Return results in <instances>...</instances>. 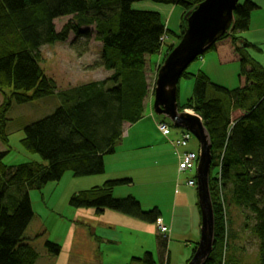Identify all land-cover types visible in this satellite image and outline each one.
I'll return each instance as SVG.
<instances>
[{
	"label": "trees",
	"instance_id": "trees-1",
	"mask_svg": "<svg viewBox=\"0 0 264 264\" xmlns=\"http://www.w3.org/2000/svg\"><path fill=\"white\" fill-rule=\"evenodd\" d=\"M204 1L0 0V144L7 148L0 152V264H36L39 256L25 237L34 219L30 192H40L47 184L60 182L68 172L75 178L105 173L104 159L115 154L124 125H135L144 118L150 87L147 57L158 56L163 39L169 35L179 41L186 28L185 15ZM140 2L181 7L179 33H170L155 12L132 10V5ZM255 10V4L240 0L234 11L233 33L222 37L207 52L214 51L222 41H230L240 66L239 78L244 81L240 89L231 92L213 85L201 71L190 75L186 70L181 76L193 79L194 88L192 97L178 104L179 111L198 114L211 142L209 191L214 245L205 264H226L222 249L228 206L242 210L244 227L256 239L259 261L264 264V69L250 57L255 47L238 37L249 30ZM68 17L73 18L72 22L57 33L55 21ZM89 27H95L96 40L102 44L103 66L112 72L111 77L57 94L62 104L51 115L24 128L21 146L45 164L7 167L4 159L10 152L7 127L12 105H29L56 96V84L40 66L41 49L65 43L69 34L83 38L86 33L82 28ZM172 49V45L168 46L166 54ZM153 66L157 72L160 65ZM236 112L242 115L233 119ZM131 182L108 181L73 194L69 205L74 209H94L97 215L112 211L156 224L160 220L157 208L144 212L132 197L113 198L115 188ZM166 239L159 235L161 254L167 253ZM44 248L53 256L60 253V247L50 242ZM133 262L155 264L150 253Z\"/></svg>",
	"mask_w": 264,
	"mask_h": 264
},
{
	"label": "rangeland",
	"instance_id": "rangeland-1",
	"mask_svg": "<svg viewBox=\"0 0 264 264\" xmlns=\"http://www.w3.org/2000/svg\"><path fill=\"white\" fill-rule=\"evenodd\" d=\"M132 10L155 12L161 16L164 26L170 33H179L183 15V10L179 6L140 2L133 4ZM72 20L73 18L68 17L55 21L56 32L63 31ZM82 31L86 33L87 37L76 39L75 35L69 34L65 43H57L41 49L40 66L44 74L56 84V96L29 105H12L8 114L10 122L7 127L10 152L4 159V164L7 167L26 163L45 164L38 155L26 152L21 146L20 142L25 136L24 128L51 115L62 104L57 94L66 93L74 88L111 77L112 72L103 66L102 44L96 40L95 27L82 28ZM256 36L264 39V32ZM179 41L169 35L163 39L159 55L147 57L146 76L150 87L144 103V118L132 128L130 138L138 135L140 141L136 146H145L143 143L148 142L147 145H151L152 149L148 148L139 153L120 154L128 149V141H125L123 147L119 144L116 148V156L105 157L108 164L106 162L103 175L75 178L72 173L68 172L60 182L49 183L40 192H30L34 219L29 225L25 237L30 240L29 244L39 256L36 264L80 263V257L83 255L81 235L89 231L88 225L97 227L99 235L103 236L101 233L104 232L110 236L112 240H109L113 244L106 248L118 259L116 264H121V261L122 264H127L123 259L126 260L129 256L131 259L142 260L150 252L147 247L151 240L155 241L157 238L145 230L153 227L154 232L157 231L162 237L158 232L157 225L155 228V224L144 223L112 211H105L104 214L97 215L94 209H74L69 205L73 194L100 187L108 181L122 179H130L132 182L129 185L115 188L112 193L113 198L132 197L139 202L144 212L157 208L168 230L166 241L167 251L171 255V264H186L194 245L199 241L200 216L196 188H187L184 184L186 178L191 176L190 174L179 176L177 171V175L173 176V171L170 169L158 170L160 165L155 153H163L174 161L176 158H174L171 142L180 139V130L171 129L170 136L164 138L154 124V120H158V118L154 114L153 119L150 117L153 102L152 89L156 76V66L153 64L161 65L170 53L166 54L167 47L172 45L174 48ZM250 54L260 61L264 59V56L254 53L253 50H250ZM200 71L208 75L211 84L228 91L232 92L242 87L241 80L243 79L239 78V63L221 66L214 51L194 61L186 72L195 75ZM193 88V79H180L177 96L179 105L186 103L192 97ZM2 102L3 97L0 93V105ZM241 115L236 112L232 118L236 119ZM141 135H145L144 141L141 139ZM6 149L0 144V152L6 151ZM198 149L197 140L191 136L187 147L180 150L191 151L197 155ZM178 180L179 195L175 196V186ZM176 197L181 201V204L174 209ZM242 215V210L234 206L226 207L224 219L227 225L225 226V242L222 249L223 259L226 264H260L257 241L245 229V220ZM104 236L106 235L104 234ZM46 242L60 247L58 256L47 253L44 248ZM144 246L147 247L144 248ZM154 259L155 263L159 264L158 258Z\"/></svg>",
	"mask_w": 264,
	"mask_h": 264
},
{
	"label": "water",
	"instance_id": "water-1",
	"mask_svg": "<svg viewBox=\"0 0 264 264\" xmlns=\"http://www.w3.org/2000/svg\"><path fill=\"white\" fill-rule=\"evenodd\" d=\"M240 0H205L185 15L186 28L178 44L159 66L152 89V112L174 130L187 132L199 145L195 168L199 241L187 264H205L213 251L214 215L209 191L211 142L202 118L189 110L179 111L178 83L183 73L222 37L234 31V11Z\"/></svg>",
	"mask_w": 264,
	"mask_h": 264
},
{
	"label": "crops",
	"instance_id": "crops-1",
	"mask_svg": "<svg viewBox=\"0 0 264 264\" xmlns=\"http://www.w3.org/2000/svg\"><path fill=\"white\" fill-rule=\"evenodd\" d=\"M248 1L255 4L257 6V10H255L251 14L249 30L245 33L239 34L238 37L241 38L242 40L246 41V43L253 45L255 47V49H253L254 53L260 54L261 56H264V39L259 37V36H256V35H260L264 32V0H248ZM214 52H215V55L217 56L219 64L221 66H226V65H229L232 63H238V58L234 54L231 43L229 40H225V41L218 43L216 45ZM250 57L253 59V61L256 64H258L262 69H264V59H262V61H260L257 58H254L253 54H250ZM203 73L209 79L208 75L205 72H203ZM243 84H244V81L241 80V85L243 86ZM148 107H150V106L148 105ZM151 107H152V104H151ZM150 112H151L150 117L153 119L152 110ZM156 123H157V120H154L155 126H156ZM137 124H139V122ZM137 124H135V125H128V124L124 125L123 135H122V139L120 142V146L123 147V144H125V141H128V145H127L128 149L125 150L126 152L120 153V154L139 153L141 151H145L148 148L152 149L150 144H149L150 146L147 145L148 142L143 143L145 146H136V145H138V142L140 141V139L137 137L138 135L130 138V132H131L132 128L134 126H136ZM141 137H142L141 139L144 141L145 135L144 136L141 135ZM188 152H191V151H188ZM155 154H157V160H158L159 165H160V167L158 168L159 171H163V170L166 171L167 169H170L171 171H173V176L177 175V160L174 159L175 158L174 155H172L174 157L173 158L174 161H172L171 158L167 157V155H164L163 153H160V154L155 153ZM116 155H117V153L115 152V154L112 156H116ZM111 158H115V157H111ZM106 162L107 161L104 159L105 169H106V165L108 164V162H107V164H106ZM175 187H176V191H175L174 195L178 196L179 195V187H180L179 180L176 182ZM180 204H181V201L178 199V197H176L175 202H174V209L177 208ZM160 220H161L163 226H165V224H164L165 222L161 216V213H160ZM87 227H89V231L84 232L81 235V241L80 242L82 244L81 248L83 250V252H82L83 255L80 257L81 260H80V263H78V264H116L118 259L115 256H113L114 254L110 253L111 251H109L106 248L108 246L110 247V245L113 244L112 241L109 240V239H111L110 236H108L107 233H104V232L101 233L103 236L99 235L100 232H98V228L94 227L92 225H88ZM199 227H200V219H199ZM155 228H156V224H155ZM145 232L149 233L150 235L154 234L155 237H157L155 239V241H154V239L151 238L152 240H151L150 245L148 247L144 246V248L147 247V249L150 251L149 253L152 255L153 260H155L154 258L157 257L159 260V264H171V255L169 254V252L167 251V253L161 254L159 249H158L159 234L157 233V231L154 232L153 227H151L149 230H145ZM104 234L106 236H104ZM154 235H153V238H155ZM93 240H94V242H93ZM91 244H93V245L91 246ZM102 245H103V247H101ZM133 259L134 258L131 259V257L129 256V258H127L126 260L125 259H123V260L125 262H127V264H135V263L137 264V262L132 263ZM154 263H155V261H154ZM121 264H122V261H121Z\"/></svg>",
	"mask_w": 264,
	"mask_h": 264
},
{
	"label": "built area",
	"instance_id": "built-area-1",
	"mask_svg": "<svg viewBox=\"0 0 264 264\" xmlns=\"http://www.w3.org/2000/svg\"><path fill=\"white\" fill-rule=\"evenodd\" d=\"M156 128L164 138L170 136L171 127L166 122H157ZM190 138L191 134L180 131V139L176 142H171V146L173 147L175 158L177 160L178 175L190 174L191 176L187 177L185 180V186L188 188H195V168L198 160V154L196 155L193 152L180 150L187 147V143ZM156 225L158 232L161 233L162 237H167L168 230L165 226H163L161 220H157Z\"/></svg>",
	"mask_w": 264,
	"mask_h": 264
}]
</instances>
